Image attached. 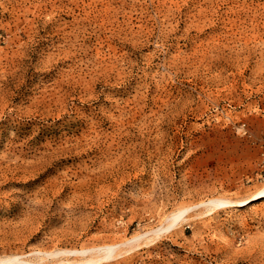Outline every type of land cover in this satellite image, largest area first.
<instances>
[{
  "label": "rangeland",
  "instance_id": "obj_1",
  "mask_svg": "<svg viewBox=\"0 0 264 264\" xmlns=\"http://www.w3.org/2000/svg\"><path fill=\"white\" fill-rule=\"evenodd\" d=\"M263 186L264 0H0V264H264Z\"/></svg>",
  "mask_w": 264,
  "mask_h": 264
},
{
  "label": "bare ground",
  "instance_id": "obj_2",
  "mask_svg": "<svg viewBox=\"0 0 264 264\" xmlns=\"http://www.w3.org/2000/svg\"><path fill=\"white\" fill-rule=\"evenodd\" d=\"M216 188V187H215ZM260 196H264V186L262 188H260L257 192H255L251 197L252 198H258ZM223 197V196H222ZM250 197V196H249ZM247 197H245L246 199ZM209 199V198H208ZM235 200V199H234ZM239 200H243V199H239ZM203 201V200H202ZM247 200H243L242 202L245 204ZM231 202L230 200L228 199H223V198H214V199H211L210 202L208 203L207 207H214V206H217V205H224V204H227ZM241 204V203H240ZM206 205V204H205ZM202 207V206H201ZM219 207V206H218ZM199 208V207H198ZM206 208V207H205ZM214 209V208H212ZM186 211V208H183L182 210H179L178 212L176 213H173L169 220H170V223H176V222H179L181 221L183 218H184V212ZM190 212V211H189ZM197 213V211H196ZM195 213V214H196ZM194 215V214H193ZM197 216V214H196ZM191 217V216H190ZM189 218V217H188ZM196 219V218H195ZM196 222V221H195ZM197 223V222H196ZM193 224V223H192ZM195 225V223H194ZM176 227V226H175ZM207 227V226H206ZM196 231V230H195ZM159 232V228L156 230L155 233H158ZM207 233V232H206ZM140 240V239H139ZM228 240V239H227ZM226 241V240H225ZM138 242V241H137ZM230 242V240H229ZM228 243V242H227ZM212 244V243H211ZM132 245V244H131ZM112 246L111 245H108L107 248L105 249V254L106 255H109L114 249L111 248ZM98 249V248H97ZM234 252V251H233ZM225 253V252H224ZM233 254V253H232ZM217 256V255H216ZM14 257V256H13ZM106 258V257H105ZM95 260V259H94ZM98 260V259H97ZM93 261V260H92ZM43 262L41 261H26V264H42Z\"/></svg>",
  "mask_w": 264,
  "mask_h": 264
}]
</instances>
